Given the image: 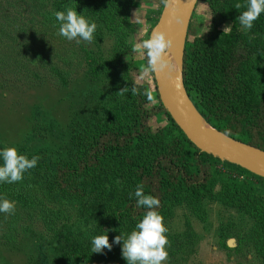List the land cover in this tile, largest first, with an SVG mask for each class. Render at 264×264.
Returning <instances> with one entry per match:
<instances>
[{"label":"trees","instance_id":"1","mask_svg":"<svg viewBox=\"0 0 264 264\" xmlns=\"http://www.w3.org/2000/svg\"><path fill=\"white\" fill-rule=\"evenodd\" d=\"M200 2L209 7L211 18L200 36L187 39V92L210 126L264 150V13L245 31L238 16L246 0ZM137 5V0H0V72L32 67L17 47L23 37L37 42L43 36V48L35 55L61 82L69 83L87 65L85 94L72 112L62 145L32 154V143L45 133L37 112L18 147V153L39 160L21 181L5 185L25 209L0 213V237L13 245L23 232L31 238L50 236V245H38L33 264H126L119 244L92 253L90 240L108 233L111 242L134 228L145 209L136 206L130 193L142 184L145 193L159 198L167 229L178 209L201 223L207 222L213 204L245 216L264 264V179L198 150L162 106L156 85L152 91L136 81L138 27L131 13ZM66 8L96 24L94 44L112 41L108 56L98 57L86 49L87 42L77 44L57 34L53 14ZM159 115L167 124L153 127L150 121Z\"/></svg>","mask_w":264,"mask_h":264},{"label":"rangeland","instance_id":"2","mask_svg":"<svg viewBox=\"0 0 264 264\" xmlns=\"http://www.w3.org/2000/svg\"><path fill=\"white\" fill-rule=\"evenodd\" d=\"M137 1L138 5L131 13L132 21L138 27L134 61L139 69L134 72V77L138 83L148 84L153 91L154 78L145 64L146 50L143 49L142 42L150 38V33L161 16L164 0ZM210 18L209 7L199 2L191 21L189 36H200L210 23ZM225 29L227 30L226 26ZM38 38L40 41L36 42L23 37L17 42V47L26 52L27 61L32 62L29 70L20 73L0 72V141L18 150L23 139L32 130L35 114L40 112L45 133L43 138L32 143V154L56 150L62 145L63 134L68 128L72 112L84 97L86 89L84 72L87 65L83 72L73 75L69 83L59 81L48 67L40 66L41 60L37 59L35 51L40 52L39 47L43 46L44 38ZM84 46L98 57H106L111 52L112 41L106 39L98 44L87 42ZM150 123L153 127L163 126L167 124V119L164 115L154 116ZM5 185L0 183V196L13 201L17 210L23 211L25 207H22V201L11 197L6 192ZM19 215L24 217L21 213ZM167 226L168 258L164 264H261L253 247L252 222L223 206L210 205L206 223H201L189 211L178 209ZM35 229L39 230L38 226ZM189 235L192 236L190 243L186 241ZM179 240L184 247H181ZM50 241V236L46 233L31 238L30 234L23 232L13 245L4 243L0 237V264H33L38 245H50ZM177 248L184 253L176 251ZM48 249L50 251L51 247Z\"/></svg>","mask_w":264,"mask_h":264},{"label":"clouds","instance_id":"3","mask_svg":"<svg viewBox=\"0 0 264 264\" xmlns=\"http://www.w3.org/2000/svg\"><path fill=\"white\" fill-rule=\"evenodd\" d=\"M167 5L168 0H164ZM237 8L240 7L238 4ZM264 13V0H246L245 10L240 12L238 20L245 31L252 28L253 22ZM55 21L58 23V35L68 41L77 44L92 42L96 24L78 13L77 10L66 8L54 12ZM172 41L165 33H154L149 39L142 42L143 49L148 57V67L153 72L162 71L167 61L164 53L171 47ZM135 94L136 88L132 87ZM149 99L151 97L149 96ZM39 156L30 158L18 153L16 147H0V183L12 184L23 179L24 174L37 165ZM135 197L137 207L145 209L142 218L127 234L119 232L109 242L108 233L97 234L90 240L92 253H102L105 248L111 250L113 244L121 246L122 258L126 264H164L168 258V229L164 218L158 211L160 200L151 194L145 193L144 186L137 184L130 197ZM15 211V203L0 196V213L12 214Z\"/></svg>","mask_w":264,"mask_h":264},{"label":"water","instance_id":"4","mask_svg":"<svg viewBox=\"0 0 264 264\" xmlns=\"http://www.w3.org/2000/svg\"><path fill=\"white\" fill-rule=\"evenodd\" d=\"M200 0H168L150 37L157 32L171 39L162 71L153 72L160 102L186 138L201 152L264 179V150L238 141L210 126L198 113L187 92L184 59L193 15ZM201 120L203 122H201Z\"/></svg>","mask_w":264,"mask_h":264},{"label":"bare ground","instance_id":"5","mask_svg":"<svg viewBox=\"0 0 264 264\" xmlns=\"http://www.w3.org/2000/svg\"><path fill=\"white\" fill-rule=\"evenodd\" d=\"M201 122H203V121L201 120Z\"/></svg>","mask_w":264,"mask_h":264}]
</instances>
